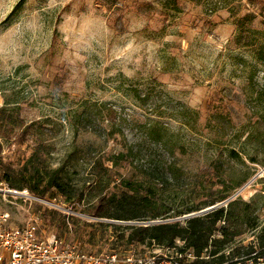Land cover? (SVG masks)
<instances>
[{"label":"rangeland","instance_id":"obj_1","mask_svg":"<svg viewBox=\"0 0 264 264\" xmlns=\"http://www.w3.org/2000/svg\"><path fill=\"white\" fill-rule=\"evenodd\" d=\"M262 56L264 0H0V107L33 124L23 142L18 130L0 132V183L27 188L35 165L60 167L62 180L44 197L27 191L36 199L0 184V212L84 252L180 261V240L126 246L116 226L185 220L240 199L248 206L235 224L245 231L222 264L254 263L264 252ZM37 137L50 145L39 159ZM118 152L128 156L113 166L107 159ZM204 190L227 198L175 216L217 197ZM123 192L173 217L89 213L100 196L122 200Z\"/></svg>","mask_w":264,"mask_h":264},{"label":"trees","instance_id":"obj_2","mask_svg":"<svg viewBox=\"0 0 264 264\" xmlns=\"http://www.w3.org/2000/svg\"><path fill=\"white\" fill-rule=\"evenodd\" d=\"M261 58L264 59V56ZM12 109L6 106L0 107V132L3 136L8 137L10 133L18 130L15 141L23 142L27 134H31L30 129L33 124H26L25 120L11 112ZM29 130V131H28ZM38 146L34 153V157L39 159V151L46 149L50 145L46 140L37 137ZM2 145L0 143V152ZM127 154L118 152L110 154L107 161L113 166L119 165L127 158ZM6 171L11 169L3 164ZM108 170V167H104ZM61 168L42 169L35 165L33 168L32 183H28L25 187H17L7 178L6 182L0 184L4 187L26 190L44 197L50 190H62V180L60 177ZM7 181L9 183H7ZM123 187L130 192H135V185L129 180H122ZM210 191V190H209ZM208 190H204L203 194H207ZM211 196L217 194V197L206 205L193 206L187 211L179 212L175 216L199 211L206 206L215 204L227 198V195L221 191H210ZM219 194V195H218ZM122 200H117L114 197L100 196L95 203L90 207L89 213L97 218H107L114 220L126 221H151L165 220L173 216H169L167 210H163L162 204H158L155 200L143 195L137 197L135 194L122 193ZM248 206L247 203L240 199H234L226 206H220L204 214L194 215L185 220L164 221L153 224H132L125 226H116L125 231L122 233V238L126 246L132 244H155L159 247L172 248L176 246V241L180 240L182 245L179 247L180 261L182 264H222L226 258L225 249L233 244L237 237L245 231L240 224H235L236 221L242 220V212ZM247 228L255 225L254 220H245ZM261 247L264 251V235H260ZM115 252L116 251H110ZM192 257V259H187ZM256 262V261H254Z\"/></svg>","mask_w":264,"mask_h":264},{"label":"built area","instance_id":"obj_3","mask_svg":"<svg viewBox=\"0 0 264 264\" xmlns=\"http://www.w3.org/2000/svg\"><path fill=\"white\" fill-rule=\"evenodd\" d=\"M5 192L28 196L26 190L5 187ZM180 256V255H179ZM254 263L264 262V252L255 256ZM0 264H182L178 255L153 253L120 256L115 252L88 253L76 244L60 239L54 233L43 232L36 221L11 224L10 216L0 212ZM249 264V263H247Z\"/></svg>","mask_w":264,"mask_h":264},{"label":"water","instance_id":"obj_4","mask_svg":"<svg viewBox=\"0 0 264 264\" xmlns=\"http://www.w3.org/2000/svg\"><path fill=\"white\" fill-rule=\"evenodd\" d=\"M191 216H194V215H189L188 217H191ZM249 264H264V262H259V263H249Z\"/></svg>","mask_w":264,"mask_h":264}]
</instances>
